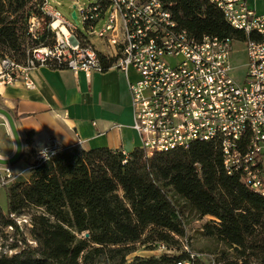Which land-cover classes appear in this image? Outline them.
<instances>
[{
  "label": "trees",
  "instance_id": "16d2710c",
  "mask_svg": "<svg viewBox=\"0 0 264 264\" xmlns=\"http://www.w3.org/2000/svg\"><path fill=\"white\" fill-rule=\"evenodd\" d=\"M179 26L197 40L242 35L205 0H159ZM43 0H0V55L26 65L33 6ZM46 38V39H45ZM44 43H52L48 33ZM112 65L104 62L107 73ZM47 68L65 71L54 65ZM31 170L29 182L5 187L7 210L0 208V264H97L135 252L137 245H166L187 240V212L212 217L204 238L232 250L220 264H264V197L249 193L237 177L224 173L222 154L212 144L188 150L156 153L141 149L125 154L106 148L63 149L44 162L32 153L22 156ZM26 221L31 242L9 256V235L20 238ZM3 242V244H1ZM11 252L17 247H7ZM4 252L2 253V250ZM184 258L137 261L136 264H176ZM111 261V262H112Z\"/></svg>",
  "mask_w": 264,
  "mask_h": 264
},
{
  "label": "built area",
  "instance_id": "2783aa9c",
  "mask_svg": "<svg viewBox=\"0 0 264 264\" xmlns=\"http://www.w3.org/2000/svg\"><path fill=\"white\" fill-rule=\"evenodd\" d=\"M86 1L72 0L74 24L60 3L46 0V14L59 23L52 27L53 42L29 49L24 66L0 56V85L34 90L30 75L39 67L54 65L75 78H90L104 74L103 63L112 61L108 71L128 79L133 130L148 157L195 144L215 145L224 173L239 178L249 193L264 197V0H205L242 39L202 40L183 30L159 0ZM42 27L37 17L29 19L32 42L41 41ZM235 44L245 47L248 59L243 84L230 64ZM61 150L53 137L27 143L38 162ZM12 178L11 166L0 168L1 188ZM209 259L217 264L215 257Z\"/></svg>",
  "mask_w": 264,
  "mask_h": 264
},
{
  "label": "crops",
  "instance_id": "0c3cea01",
  "mask_svg": "<svg viewBox=\"0 0 264 264\" xmlns=\"http://www.w3.org/2000/svg\"><path fill=\"white\" fill-rule=\"evenodd\" d=\"M30 76L34 90L1 84L0 168L11 166L13 174L7 188L32 177L22 158L31 139L53 137L63 149L106 148L125 154L140 149L133 130L129 82L123 73L111 70L75 78L68 70L39 67ZM0 208H7L1 187Z\"/></svg>",
  "mask_w": 264,
  "mask_h": 264
},
{
  "label": "rangeland",
  "instance_id": "374dc122",
  "mask_svg": "<svg viewBox=\"0 0 264 264\" xmlns=\"http://www.w3.org/2000/svg\"><path fill=\"white\" fill-rule=\"evenodd\" d=\"M43 1V5L33 6L34 16L40 20L43 26L41 41L37 42V46L44 43L43 38H45L48 33L52 34V27L55 25V22L46 14L45 9L47 2L46 0ZM79 1L81 4H88L86 0ZM49 3L53 5H55V3H60V10L67 19H69L70 15L75 12L72 0H49ZM72 22L76 24L74 20ZM78 28L80 30L83 29V24L81 22ZM96 45L99 44L96 43ZM233 50L234 51L230 57V64L233 67L236 81L240 84H243L246 73V65L248 63L246 50L245 47L240 44H235ZM131 77L130 78L132 80L135 78L133 74ZM6 210L7 208L4 211ZM184 221L187 232V240H179L174 238L173 241L166 245H137L134 248L135 252L125 257V264H136L137 261H161L164 257L169 259L184 258V261L190 262L191 264H210L209 258L215 257L217 264H220L224 253L228 254L230 257L234 256L232 250H229L223 244L216 243L214 240H210L202 236L204 227L214 221L212 217L208 216L201 218L195 213L187 212V214L184 216ZM21 223L23 234L20 233V238H17L16 235L13 236V234H11L9 235L8 241L5 243L7 247H10V245L17 247V250H14L11 253L9 250H7V247L4 248L5 253H7L9 256L14 255L17 252L19 253L25 249L24 245L22 244L23 240H25L27 243H32L27 231L28 227L25 225L26 222L24 221ZM1 244H3V242H1ZM4 249L2 250V253L4 252ZM111 261L112 260L108 255L99 259L97 264H120L122 263V257L118 256V258L113 259L112 262ZM251 264H256V262L252 261Z\"/></svg>",
  "mask_w": 264,
  "mask_h": 264
},
{
  "label": "bare ground",
  "instance_id": "6f19581e",
  "mask_svg": "<svg viewBox=\"0 0 264 264\" xmlns=\"http://www.w3.org/2000/svg\"><path fill=\"white\" fill-rule=\"evenodd\" d=\"M54 27H55V29H57V28L59 27V23H55ZM64 31L66 32L65 29H64ZM3 91H4V88H3V86L1 85V86H0V94H3Z\"/></svg>",
  "mask_w": 264,
  "mask_h": 264
},
{
  "label": "water",
  "instance_id": "95a60500",
  "mask_svg": "<svg viewBox=\"0 0 264 264\" xmlns=\"http://www.w3.org/2000/svg\"><path fill=\"white\" fill-rule=\"evenodd\" d=\"M72 19L76 22L77 21V15L76 12L72 13Z\"/></svg>",
  "mask_w": 264,
  "mask_h": 264
}]
</instances>
